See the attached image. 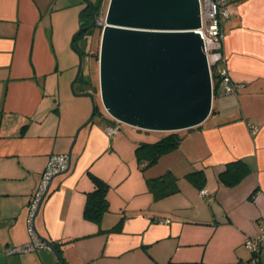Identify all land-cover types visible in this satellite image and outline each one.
Wrapping results in <instances>:
<instances>
[{
  "label": "crops",
  "instance_id": "obj_1",
  "mask_svg": "<svg viewBox=\"0 0 264 264\" xmlns=\"http://www.w3.org/2000/svg\"><path fill=\"white\" fill-rule=\"evenodd\" d=\"M51 1L0 0L4 249L30 242L29 210L41 178L52 154L65 153L70 145L62 141L50 150L47 142L64 135L61 128L51 133L48 120L60 113L66 67L72 68L58 41ZM229 10L223 26L224 67L239 85L237 93L224 95V85L217 82L208 120L183 135L178 132L180 146L142 177L129 168L124 179L134 178L133 183L122 193L109 190L110 211L99 223L83 216L87 194L94 190L89 173L109 184V176L95 165L111 151L120 155L125 143L118 139L120 132L107 135L115 124L112 118L78 141L71 171L53 181L34 223L42 238L61 247L67 264H250L244 244L259 233L264 216V0H229ZM85 121L81 118L76 126ZM132 144L137 148L141 143ZM169 173L177 178L179 190L156 199L147 179ZM120 222V231H114ZM18 249L13 253H21ZM0 264L59 262L44 248L1 255Z\"/></svg>",
  "mask_w": 264,
  "mask_h": 264
},
{
  "label": "water",
  "instance_id": "obj_2",
  "mask_svg": "<svg viewBox=\"0 0 264 264\" xmlns=\"http://www.w3.org/2000/svg\"><path fill=\"white\" fill-rule=\"evenodd\" d=\"M84 2L93 12L91 1ZM99 22L103 25L101 99L113 121L147 132L178 133L208 120L213 111L214 77L200 32V0H110ZM96 25L94 21L81 27L73 38L72 48L80 58L75 83L85 54L75 47V40ZM80 96L93 99L90 94ZM96 108L94 104L92 118L81 130L92 122ZM72 153L73 147L68 168L50 180L32 219L35 236L57 255L59 264H64L61 255L38 234L34 223L53 181L71 171Z\"/></svg>",
  "mask_w": 264,
  "mask_h": 264
},
{
  "label": "rangeland",
  "instance_id": "obj_3",
  "mask_svg": "<svg viewBox=\"0 0 264 264\" xmlns=\"http://www.w3.org/2000/svg\"><path fill=\"white\" fill-rule=\"evenodd\" d=\"M109 2L110 0H105V5L103 7L104 13L103 15H101L100 20H103L105 18ZM51 4L55 10L53 22L55 23L57 35H59L58 41L63 48L65 59L67 60V66L70 65L72 68L66 67L68 70L66 72V81L65 84H62V94L59 97L60 113L51 114V117L48 120L51 133L56 132L59 128H61V132H63L64 135H62L59 139L49 138L47 139V142L51 143L50 150L55 147V143H61L62 141H65V143H70L67 152H55L54 154H52L68 155L70 149L73 147L74 151V148H76L78 141L80 143L83 140L85 134H87V131L89 129L96 128L97 126L105 127L107 126L108 121L111 119L102 103L100 91L99 53L103 28L97 25L95 28L84 33L75 40V47L85 52V54L83 55V69L81 71L79 80L75 83L80 58L72 48V41L74 36L81 29L80 14L85 9L86 4L84 0H53L51 1ZM72 84H74V89H72ZM84 94H90L93 99L89 96H80ZM93 102L97 107V112L93 116L92 122L87 127L81 130V128L92 118L94 110ZM81 118H85L86 121L78 127L76 126V124H78V121ZM120 128L121 130L118 139H121L119 140L121 141V143H125V145L122 146V152L120 153V155L111 151V153L105 155L99 160L97 165H95L96 170H100L101 173H105L109 176L108 178L112 182L111 183L108 180L110 184L109 189H112V191L115 193H122L126 189L128 190L129 185L133 183L134 178L129 180L124 179L126 173H130L129 168L133 170V175H136L137 177L138 175L143 176V173L147 171L141 170V166L139 165V161L136 155V147L132 143H154L166 136V133L163 132H147L135 129L125 124H120ZM185 133V131H182L180 132V135H183ZM77 135L78 138L75 142V138ZM131 196L132 195H129V197ZM132 201L137 202L135 200ZM132 201L131 203H133ZM30 211L31 208L29 212ZM28 233L30 235V242L14 248H0V259L1 255L4 257H14L15 255L32 253L26 251H21V253H13V250H15L16 248H22L32 244L33 239L31 237L30 231ZM7 234L8 232H6V230L4 229L3 233L1 234L3 235L1 237L2 240H6ZM55 256L57 258L56 254Z\"/></svg>",
  "mask_w": 264,
  "mask_h": 264
},
{
  "label": "built area",
  "instance_id": "obj_4",
  "mask_svg": "<svg viewBox=\"0 0 264 264\" xmlns=\"http://www.w3.org/2000/svg\"><path fill=\"white\" fill-rule=\"evenodd\" d=\"M202 8V29L200 30L205 44V53L208 57L212 76L218 75L219 81L224 85V95L236 94L239 85H235L228 77L225 70L226 58L223 53V26L225 21L230 18L229 0H200ZM102 23L99 22V26ZM120 123L115 122L110 126L106 133L110 138L115 137L120 132ZM258 129L255 128L254 131ZM69 165V157L64 155H52L49 159L46 170L41 178L40 185L34 195L31 203V218L29 220V231L33 238L32 244L18 249V251L33 252L40 249H48L35 236L32 228V218L37 210L38 204L46 192L50 180L58 173L65 171ZM202 197L206 196V191L200 192ZM244 246L252 253L250 264H264V216L260 224L259 233L253 237H249Z\"/></svg>",
  "mask_w": 264,
  "mask_h": 264
},
{
  "label": "trees",
  "instance_id": "obj_5",
  "mask_svg": "<svg viewBox=\"0 0 264 264\" xmlns=\"http://www.w3.org/2000/svg\"><path fill=\"white\" fill-rule=\"evenodd\" d=\"M87 12L88 9L85 8L80 14L81 27L90 23V21L87 19ZM217 76L218 75L213 74L214 96L218 94L217 82H219V79ZM181 141L182 137L178 133H169L167 136L163 137L155 143H141L140 145H138V147L136 148V155L139 161V165L141 166V170L145 171L154 166L161 157L176 150L180 146ZM197 173L198 175H200L199 172ZM238 175L239 179L243 176L242 173ZM89 177L94 183V190L87 194L83 216L84 219L89 222L99 223L102 220L104 214L110 211V203L108 200L110 185L106 181L92 173H89ZM147 185L149 191L154 195L156 199L167 198L174 195L179 190L178 180L171 173L160 176L158 178L147 179ZM121 224L122 223L120 222L113 230L120 231ZM54 247L62 257L63 254L61 247L58 245H54ZM62 260L64 264H67L63 257Z\"/></svg>",
  "mask_w": 264,
  "mask_h": 264
},
{
  "label": "flooded vegetation",
  "instance_id": "obj_6",
  "mask_svg": "<svg viewBox=\"0 0 264 264\" xmlns=\"http://www.w3.org/2000/svg\"><path fill=\"white\" fill-rule=\"evenodd\" d=\"M89 1H91L93 12H91L88 9L87 19L90 21V23L87 24V25H84L82 27H87V26L91 25L94 21H96L97 25H99V20L101 18V15H103V13H104L103 12V7L105 5V0H94V1L89 0Z\"/></svg>",
  "mask_w": 264,
  "mask_h": 264
}]
</instances>
